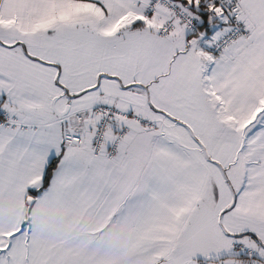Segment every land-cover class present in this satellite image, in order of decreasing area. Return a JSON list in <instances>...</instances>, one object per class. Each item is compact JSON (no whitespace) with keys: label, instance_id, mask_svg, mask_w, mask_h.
<instances>
[{"label":"snow or ice","instance_id":"6c2138e0","mask_svg":"<svg viewBox=\"0 0 264 264\" xmlns=\"http://www.w3.org/2000/svg\"><path fill=\"white\" fill-rule=\"evenodd\" d=\"M0 264H264V0H0Z\"/></svg>","mask_w":264,"mask_h":264}]
</instances>
